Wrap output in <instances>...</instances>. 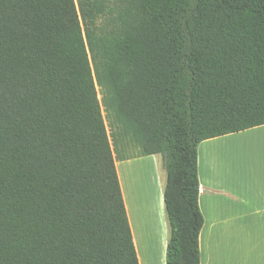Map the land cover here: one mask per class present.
I'll list each match as a JSON object with an SVG mask.
<instances>
[{"label": "trees", "instance_id": "16d2710c", "mask_svg": "<svg viewBox=\"0 0 264 264\" xmlns=\"http://www.w3.org/2000/svg\"><path fill=\"white\" fill-rule=\"evenodd\" d=\"M103 108L201 264L198 148L264 125V0H0V264H140Z\"/></svg>", "mask_w": 264, "mask_h": 264}, {"label": "crops", "instance_id": "0c3cea01", "mask_svg": "<svg viewBox=\"0 0 264 264\" xmlns=\"http://www.w3.org/2000/svg\"><path fill=\"white\" fill-rule=\"evenodd\" d=\"M262 132L264 125L198 148L201 264H264V154L251 159L244 143ZM115 159L139 263L167 264L163 158L115 154Z\"/></svg>", "mask_w": 264, "mask_h": 264}, {"label": "rangeland", "instance_id": "374dc122", "mask_svg": "<svg viewBox=\"0 0 264 264\" xmlns=\"http://www.w3.org/2000/svg\"><path fill=\"white\" fill-rule=\"evenodd\" d=\"M99 99L103 104V95L99 89ZM103 115L108 127L109 134L111 136L114 147L118 148V153L121 156L134 157L140 155V147L136 144L132 138L124 137L121 134V129L112 126V119L109 117L106 110L103 108ZM264 139V132L258 134L256 137H249L244 140L246 145L247 154L251 159L259 157V155L264 154V141L259 142V139Z\"/></svg>", "mask_w": 264, "mask_h": 264}]
</instances>
